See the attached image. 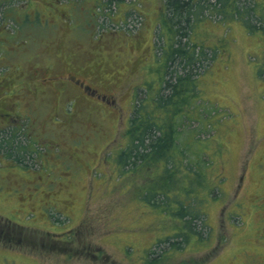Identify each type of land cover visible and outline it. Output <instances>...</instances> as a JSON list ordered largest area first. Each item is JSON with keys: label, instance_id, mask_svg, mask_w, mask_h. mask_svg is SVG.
<instances>
[{"label": "rangeland", "instance_id": "1", "mask_svg": "<svg viewBox=\"0 0 264 264\" xmlns=\"http://www.w3.org/2000/svg\"><path fill=\"white\" fill-rule=\"evenodd\" d=\"M206 14L184 197L156 159L120 158L163 84L164 0H0V264H264V31ZM178 197L202 242L175 237Z\"/></svg>", "mask_w": 264, "mask_h": 264}, {"label": "trees", "instance_id": "2", "mask_svg": "<svg viewBox=\"0 0 264 264\" xmlns=\"http://www.w3.org/2000/svg\"><path fill=\"white\" fill-rule=\"evenodd\" d=\"M164 5L166 32L162 33L165 35L162 49L166 73L163 84L154 93L145 94L137 100L130 118L129 146L122 151L120 158L125 164L131 160L132 163L149 160L144 157L145 155L156 159L158 164L162 165L159 166L163 169L161 172L163 175L177 176L175 192L182 191L183 196L186 197V181L190 176L203 174V170L199 165L196 169L194 160L183 158L187 149L177 147L176 133L180 131L176 128V121L184 117L193 119L197 117L196 104L199 99L197 89L201 68L209 58L213 59L216 55L214 51L209 53L207 50L209 47L204 46V39H197L199 35L194 38L195 27L206 19L207 12H211L221 16L226 23L233 19L239 21L250 33H257V30L264 31V1L164 0ZM191 103L194 108L191 111L192 115H189L184 109ZM2 137V140L8 138L7 134ZM17 145L21 147V141H17ZM185 147L193 149L196 155L200 154L196 152L198 149L196 143H188ZM13 149L14 147L11 146L8 150L12 152ZM170 189L171 187H167L159 191L158 193H163L164 196L162 205L158 203L154 205L165 209L170 193L167 190ZM156 193L153 197L157 196ZM176 199L179 204L175 217L180 219L183 227L175 233V237L182 236L183 244L188 237L193 241L202 242L203 233L196 229V221L199 219L196 206L193 207L191 202H183L179 197ZM171 237L173 236H169L166 242L170 241ZM173 245L181 246L178 241Z\"/></svg>", "mask_w": 264, "mask_h": 264}, {"label": "flooded vegetation", "instance_id": "3", "mask_svg": "<svg viewBox=\"0 0 264 264\" xmlns=\"http://www.w3.org/2000/svg\"><path fill=\"white\" fill-rule=\"evenodd\" d=\"M96 91V90H95ZM95 93V92H94Z\"/></svg>", "mask_w": 264, "mask_h": 264}]
</instances>
